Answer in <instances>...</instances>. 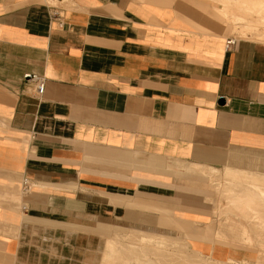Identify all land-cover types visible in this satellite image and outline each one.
I'll list each match as a JSON object with an SVG mask.
<instances>
[{
	"label": "crops",
	"instance_id": "crops-1",
	"mask_svg": "<svg viewBox=\"0 0 264 264\" xmlns=\"http://www.w3.org/2000/svg\"><path fill=\"white\" fill-rule=\"evenodd\" d=\"M218 1L0 0V264H92L133 203L196 221L198 168L264 159V41L226 46L261 14Z\"/></svg>",
	"mask_w": 264,
	"mask_h": 264
},
{
	"label": "bare ground",
	"instance_id": "bare-ground-1",
	"mask_svg": "<svg viewBox=\"0 0 264 264\" xmlns=\"http://www.w3.org/2000/svg\"><path fill=\"white\" fill-rule=\"evenodd\" d=\"M221 3L224 8L220 11L224 15L237 17L243 24V19H247L244 16L252 13L261 14L260 17L264 18V0H222ZM238 10L241 13L236 14ZM245 24L251 27L246 29L253 32L252 36L264 40V34L256 31V25ZM239 157L234 159L236 163ZM261 159L246 163L248 167L243 171L225 167L221 172L210 167H194L199 169L203 181L213 183L211 188H215L216 198L206 200L217 209L213 214L217 213L215 215L222 219L232 218L235 220L233 223L217 220L219 222L214 225L210 220L201 224L193 219L177 217L169 209L156 210L133 203L131 207L145 211L141 212L139 225L119 226L120 229L101 225L91 229L93 232L98 229L104 231L105 248L100 264H264V159ZM222 201L227 206L222 207ZM149 210L158 212L154 215L146 213ZM220 224L229 226L225 231ZM239 254L243 256L241 259L237 258Z\"/></svg>",
	"mask_w": 264,
	"mask_h": 264
},
{
	"label": "rangeland",
	"instance_id": "rangeland-1",
	"mask_svg": "<svg viewBox=\"0 0 264 264\" xmlns=\"http://www.w3.org/2000/svg\"><path fill=\"white\" fill-rule=\"evenodd\" d=\"M237 12H239L240 13V11L238 10V11H236V14H239V13H237ZM253 14H256V13H252L251 14V17L253 16ZM257 15V14H256ZM248 16V15H247ZM244 20V19H243ZM234 21H238V23L239 22H242V20L241 19H239V18H237V17H235L234 18ZM263 21H264V18H259L258 17V19H257V21H255L254 23L253 22H249L248 24H251V25H257L258 23L259 24H264L263 23ZM261 26H263L264 27V25H261ZM239 30V31H238ZM233 31H234V34L231 36V37H233V38H235L236 40H238V39H249V40H258V41H264V40H260V39H258V38H256V36H252V34H247L249 31H247V29L245 28L244 30H243V32H242V28H234L233 29ZM241 33H244V34H246V35H243V34H241ZM251 35V36H250ZM202 178V177H201ZM186 182H188V181H186ZM210 182V181H209ZM208 182V183H209ZM210 184H212L211 182L209 183V185L208 186H210ZM200 185L202 186V188L203 189H205L206 191H209L210 189H208V188H210V187H208L207 185H204V184H202V182H200ZM214 187V186H213ZM203 189H201V190H203ZM211 190H212V192H211V194H205V197L208 199V196H209V198L211 197V199H214V198H216L215 196V188H211ZM205 198V199H206ZM224 201V200H223ZM221 202V206L222 207H225V206H227L226 205V203H224V202ZM209 204V203H208ZM141 205H144V204H141ZM151 205H152V207H154L156 210H158V209H169V210H171V212L170 213H173L175 216H177V217H183V218H187V219H194L193 218V215L191 214V213H186L185 211H182V210H176V209H178V208H180V207H182V206H180V205H178V204H176V203H173L172 201H168V202H164V201H161V202H156V204H154V203H152V204H150L149 203V205H147L148 207H151ZM223 205H225V206H223ZM174 207H177V208H174ZM212 207V206H211ZM213 208V211H216L217 209L216 208H214V207H212ZM213 211H205L204 213H203V215H201V217H197V222L198 223H201V224H206V223H208L210 220V222H214V225H216V223L217 222H219V221H221V222H227V223H233L235 220L234 219H232V218H224L223 217V219L222 218H220L218 215H215V214H217V213H214L213 214ZM141 212H144L145 213V211H141V210H137V209H130V211H128V213H127V216L126 217H124V218H121L120 219V221L119 220H116L115 222H117L116 223V225H114V226H116V227H118L119 229H120V227L119 226H128V227H130V226H136V224L137 225H139L140 224V218H141ZM156 212H158V211H155V210H149V211H146V213H150V214H152V215H154ZM219 218H218V217ZM225 219V220H224ZM217 220H219V221H217ZM154 221L155 222H157V220L156 219H154ZM193 221H195V220H193ZM112 224V223H111ZM227 226H229L228 224H224V225H222V224H220V227H223L224 229L223 230H225L226 231V228H228ZM216 227V226H215ZM217 227H219L218 225H217ZM105 236V235H104ZM196 237V236H195ZM197 238H204V236H198ZM207 238V237H206ZM205 238V239H206ZM104 248H105V238H104V247L100 250V254H99V258H97V257H93V258H91V263L92 264H100L101 263V261H102V251L104 250ZM243 256L241 255V254H239L238 256H237V258L238 259H241Z\"/></svg>",
	"mask_w": 264,
	"mask_h": 264
},
{
	"label": "built area",
	"instance_id": "built-area-1",
	"mask_svg": "<svg viewBox=\"0 0 264 264\" xmlns=\"http://www.w3.org/2000/svg\"><path fill=\"white\" fill-rule=\"evenodd\" d=\"M52 16L54 18L58 17V13L56 10L52 12ZM236 42V39L231 37L226 41V46L233 45ZM23 80L25 83L31 82L35 86V91L37 95H42L44 90V78L37 74L26 73L23 75ZM26 184V181L24 182Z\"/></svg>",
	"mask_w": 264,
	"mask_h": 264
}]
</instances>
